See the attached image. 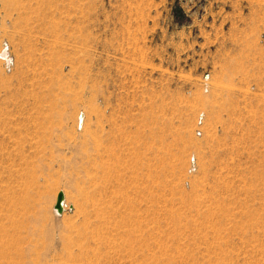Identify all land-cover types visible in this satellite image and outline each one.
Instances as JSON below:
<instances>
[{
  "label": "rangeland",
  "instance_id": "1",
  "mask_svg": "<svg viewBox=\"0 0 264 264\" xmlns=\"http://www.w3.org/2000/svg\"><path fill=\"white\" fill-rule=\"evenodd\" d=\"M0 54V264H264V0H0Z\"/></svg>",
  "mask_w": 264,
  "mask_h": 264
},
{
  "label": "water",
  "instance_id": "2",
  "mask_svg": "<svg viewBox=\"0 0 264 264\" xmlns=\"http://www.w3.org/2000/svg\"><path fill=\"white\" fill-rule=\"evenodd\" d=\"M64 194L60 193L57 197L55 209L58 210L59 213L63 211V202H64Z\"/></svg>",
  "mask_w": 264,
  "mask_h": 264
},
{
  "label": "bare ground",
  "instance_id": "3",
  "mask_svg": "<svg viewBox=\"0 0 264 264\" xmlns=\"http://www.w3.org/2000/svg\"><path fill=\"white\" fill-rule=\"evenodd\" d=\"M0 56H1V54H0ZM2 57L5 58V60H6V55H5V54L2 53ZM65 208H66V203L63 202V211H64ZM54 210H55V212H56L57 214H60V213L58 212V210L55 209V207H54ZM63 211H62V212H63ZM62 212H61V213H62Z\"/></svg>",
  "mask_w": 264,
  "mask_h": 264
}]
</instances>
